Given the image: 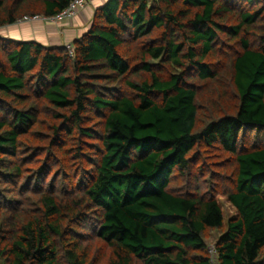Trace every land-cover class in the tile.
Listing matches in <instances>:
<instances>
[{
  "label": "trees",
  "instance_id": "16d2710c",
  "mask_svg": "<svg viewBox=\"0 0 264 264\" xmlns=\"http://www.w3.org/2000/svg\"><path fill=\"white\" fill-rule=\"evenodd\" d=\"M71 47L0 36V264H264V0H109Z\"/></svg>",
  "mask_w": 264,
  "mask_h": 264
},
{
  "label": "crops",
  "instance_id": "0c3cea01",
  "mask_svg": "<svg viewBox=\"0 0 264 264\" xmlns=\"http://www.w3.org/2000/svg\"><path fill=\"white\" fill-rule=\"evenodd\" d=\"M109 0H89L72 20L38 21L16 24L0 30V36L19 42H37L45 46L71 45L90 30L95 13Z\"/></svg>",
  "mask_w": 264,
  "mask_h": 264
},
{
  "label": "rangeland",
  "instance_id": "374dc122",
  "mask_svg": "<svg viewBox=\"0 0 264 264\" xmlns=\"http://www.w3.org/2000/svg\"><path fill=\"white\" fill-rule=\"evenodd\" d=\"M10 39V38H9ZM12 40V39H10ZM226 56V55H225ZM224 56V59L221 58L223 56H218L217 57V63L218 65L221 67V70L226 67V64L228 63V66L230 65L229 63L231 62L229 60V58L226 56ZM228 59V60H226ZM223 63H226V64H223ZM220 70V69H219ZM220 70V71H221ZM231 95H233L234 97V94L230 92ZM220 108L221 110H225V106L224 105H220ZM208 109L210 110L211 112V107L208 106ZM207 113V111H205L203 113V115L205 116V114ZM202 115V119H201V123L203 124L206 121H208L207 119H210L211 116H208L206 118H204ZM249 147H251V145L248 143L247 144ZM222 161V158L220 159H217V160H212L214 163H219V161ZM220 165V168L218 169L217 173L219 174L218 177H216V181H217V185H218V188H219V191H220V195L217 196V200L223 210V215H224V224L227 226V224L229 223V221H231L233 218L236 217V211L235 209L228 203L227 201V197H225L223 195V191H226L228 189L227 186H225L224 184H222V182H224V179L226 178V174H229L230 171H232V167L230 166V164H225L224 167H223V164H218ZM214 167V166H213ZM212 167V168H213ZM215 168V167H214ZM220 174H222V177L220 176ZM219 181H222V182H219ZM220 183V184H219ZM221 236V233L219 231H215V232H212L211 234L208 235V239H207V243L210 247H214L215 244L217 243V241L219 240ZM90 247L92 248V250H89L88 254L87 255V260H88V264H97L99 262L98 259L100 260V258L102 257V259H104L107 255L106 254H102L104 252V249H102L101 247V256L98 252L97 249H100V245H98L97 243H91L90 244Z\"/></svg>",
  "mask_w": 264,
  "mask_h": 264
},
{
  "label": "built area",
  "instance_id": "2783aa9c",
  "mask_svg": "<svg viewBox=\"0 0 264 264\" xmlns=\"http://www.w3.org/2000/svg\"><path fill=\"white\" fill-rule=\"evenodd\" d=\"M88 1L89 0H73L66 10H64L62 13H60L54 18H45V17H39V16L26 17L24 19L19 20L17 24H25V23L38 22V21L72 20L86 6ZM68 49L71 50L72 47L68 46ZM212 252H213V249H212Z\"/></svg>",
  "mask_w": 264,
  "mask_h": 264
},
{
  "label": "clouds",
  "instance_id": "9594fccd",
  "mask_svg": "<svg viewBox=\"0 0 264 264\" xmlns=\"http://www.w3.org/2000/svg\"><path fill=\"white\" fill-rule=\"evenodd\" d=\"M18 25V24H17ZM68 46H71V45H67L66 47L68 48Z\"/></svg>",
  "mask_w": 264,
  "mask_h": 264
}]
</instances>
